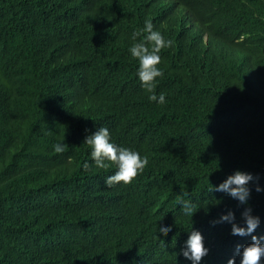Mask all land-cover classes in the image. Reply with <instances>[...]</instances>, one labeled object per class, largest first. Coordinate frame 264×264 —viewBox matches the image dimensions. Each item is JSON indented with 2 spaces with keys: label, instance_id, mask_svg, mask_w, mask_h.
Returning a JSON list of instances; mask_svg holds the SVG:
<instances>
[{
  "label": "trees",
  "instance_id": "16d2710c",
  "mask_svg": "<svg viewBox=\"0 0 264 264\" xmlns=\"http://www.w3.org/2000/svg\"><path fill=\"white\" fill-rule=\"evenodd\" d=\"M136 1L0 0V264H192L191 228L209 250L200 264H227L251 236L213 221L232 211L246 227V207L264 236V0H211L195 33L167 24L164 104L139 80L131 37L98 32L97 16ZM100 127L148 157L132 183L105 184L116 165L97 168L84 143ZM237 170L254 177L247 205L211 192Z\"/></svg>",
  "mask_w": 264,
  "mask_h": 264
},
{
  "label": "clouds",
  "instance_id": "9594fccd",
  "mask_svg": "<svg viewBox=\"0 0 264 264\" xmlns=\"http://www.w3.org/2000/svg\"><path fill=\"white\" fill-rule=\"evenodd\" d=\"M100 0H94V4ZM211 0H142L128 5L127 9L121 4L115 7L111 12L107 11L102 16H97L96 23L100 35L118 30L119 38L121 35L131 37L129 54L132 59L139 64L138 77L142 86L147 92L153 93L149 96L151 101L164 104L165 96L163 93L157 97L154 94L155 79L162 77L163 72L158 67L161 63L160 52L166 47H171L173 41L165 40L163 36H169L167 32V24L178 25L180 33L182 30L189 29L195 33L196 28L193 24H199L197 7H205ZM120 14L116 21L112 19V15ZM242 15V8L237 4V14L235 20H238ZM261 38L264 41V29L260 30ZM102 36V35H101ZM142 37L139 42L134 43L137 38ZM202 39L209 41V37L204 35ZM259 55H264V51L257 48ZM200 79L196 78V82ZM210 85L216 83V79L208 81ZM111 135L106 127H100L94 134L85 138L84 143L91 148V157L97 168L106 169L109 163L115 164L117 171L115 174L108 176L105 179V184L108 187L114 184L124 183L130 184L132 181L143 172L148 165L149 160L147 156H141L138 151L126 147H120L110 142ZM67 149V144L57 143L54 145L56 153H63ZM87 169L89 164H85ZM252 174L235 171L234 174L229 175L225 181L218 186H212V191L224 192L233 199H236L241 205H247L250 199L251 190L248 187L249 182L253 181ZM256 191L260 192L262 189L257 186ZM184 195H187L185 193ZM181 210L185 215L191 217L197 211H193L194 205L190 200L179 201ZM242 218L246 227L240 226L235 222V214L229 211L226 215H222L218 221L213 223L228 222L231 224V233L235 236H251V242L243 247L238 245L236 247V255L240 256V264H262L264 260V236L253 235L260 224L258 216L252 215V209L246 207L242 212ZM171 226H161L158 232L167 236L171 231ZM208 249L204 246V237L200 231L191 228L185 246L181 249L182 255L192 261V264H200L203 257L208 254ZM176 255H179L176 253ZM236 255L230 258L227 264H236Z\"/></svg>",
  "mask_w": 264,
  "mask_h": 264
}]
</instances>
